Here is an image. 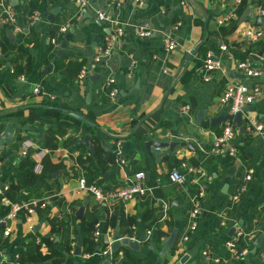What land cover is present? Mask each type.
Returning <instances> with one entry per match:
<instances>
[{"label":"crops","instance_id":"crops-1","mask_svg":"<svg viewBox=\"0 0 264 264\" xmlns=\"http://www.w3.org/2000/svg\"><path fill=\"white\" fill-rule=\"evenodd\" d=\"M85 1L81 5L78 0H7L20 30L13 31L18 52L3 53L0 46V137L9 123L14 128L12 141L0 149V218L19 198L45 206L33 214L20 213L12 222V237L5 240L0 223V264L53 251L62 255L40 264H176L185 256V264H264V239L255 247L264 232V134H251L245 122L244 131L229 120L202 124L222 111L230 114L220 100L227 85L241 82L252 87L258 78L239 80L217 71L205 82L200 75L209 51L225 55L219 48L223 42L234 61L236 53L264 54V38L252 42L245 35L248 28H264L259 20L264 17V0H249L245 7L234 0ZM30 2L40 7L33 15L27 9ZM101 10L122 24L126 35L81 80L80 70L90 67L109 35L111 23L99 20ZM228 14L230 18L219 24ZM177 20L182 26L174 30ZM64 25L74 32L65 54L58 57L63 38L55 28ZM138 26L148 27L151 36L139 37ZM167 34L177 43L172 51L164 45ZM55 38L59 44L51 50ZM17 54L24 72L16 76L12 58ZM109 77L116 78L119 88L114 99L105 85ZM37 86L39 94L34 93ZM182 103L190 104L189 112H182ZM248 106L244 121L246 114L264 119V95ZM65 109L84 115L94 126ZM201 110L207 112L198 122ZM62 121L71 125L59 127ZM229 122L237 130L235 158L216 156L211 150ZM158 142L166 145L157 146ZM100 156H113L114 163L100 162ZM174 167L187 176L185 184L170 180ZM89 168L102 172V186L109 189L130 184L136 172L144 171L148 191L118 205L101 203L80 188ZM250 169L252 179L246 181ZM200 189L202 212L194 217L193 200ZM86 222L93 224L92 232L84 228ZM97 223L100 234L95 240ZM192 223L197 224L195 230ZM174 229V247L161 255ZM116 237H140V251L124 245L112 251ZM232 239L238 248L248 249L240 259L227 249ZM152 240L156 250L150 248ZM90 241L96 245L92 252ZM108 246L110 257L103 255Z\"/></svg>","mask_w":264,"mask_h":264},{"label":"built area","instance_id":"built-area-1","mask_svg":"<svg viewBox=\"0 0 264 264\" xmlns=\"http://www.w3.org/2000/svg\"><path fill=\"white\" fill-rule=\"evenodd\" d=\"M1 8H0V23L12 29L13 31H19L20 27L17 23V17L14 13L12 7L8 4L7 0H0ZM243 0H234L236 5L242 3ZM81 5L86 3L85 0H78ZM264 12V10H262ZM231 14L223 16L219 19V24H223L226 20L230 18ZM36 18V16H35ZM98 18L101 21H106L111 23V27L109 30V35L99 49L89 68H83L79 72V78L81 80H85L89 77L90 73L94 71L97 66L100 64L103 58L110 56L115 48L116 43L126 35V30L122 24L117 21L112 20L111 16L108 15L105 11H98ZM182 26V21L177 20L173 29L178 30ZM69 31V26L64 25L60 28L59 36L62 39L63 35ZM135 33L139 37H149L152 34V31L145 26H138L135 28ZM246 37L251 39L252 42H258L264 38V28L263 27H251L246 30ZM54 45L58 46L59 42L55 38ZM164 45L167 51H172L177 47V43L174 39L167 34L164 37ZM220 51L224 56H216L212 51H209L203 60V65L200 68V75L205 82L211 80L213 74L217 71H221L223 73L228 72L227 61H232V67L234 70L240 72L243 76L258 78V81L253 84L252 87H248L246 84L241 82L230 83L225 87L221 94V103L228 106V110L230 114L235 115L238 112L242 111L245 106L250 105L254 102L258 97L264 95V83L259 81L261 75L263 74V64H264V54L258 53L256 50H251L250 52H246V57L244 59H236L233 60L234 57L230 53L229 46L227 43L223 42L219 46ZM261 80V79H260ZM105 85L109 91V97L114 99L119 94V88L117 85V80L114 77H109L105 81ZM35 94L41 93V88L37 86L34 89ZM53 98V97H52ZM180 109L182 112H189L191 106L189 103H182L180 105ZM245 124L247 130L251 134H264V119H260L257 117H253L249 114L245 115ZM237 135L236 127L232 123H227L220 134H218L212 144V153L216 156H224L229 158L237 157L239 153V148L235 142ZM27 153L26 150H23V154ZM123 162V160H122ZM1 167V165H0ZM199 173H201V177H206V174L199 169ZM253 170H249L248 174L245 176L246 181H250L252 179ZM135 180L130 184L125 186H120L113 189H105L100 184L91 183L89 184L87 178L82 177L80 179V188L85 190L86 192L92 194L98 201L101 203H106L108 205H118L134 198L144 195L147 193L148 188L144 184L145 172L139 171L134 174ZM199 177L197 181L201 179ZM169 178L173 183L183 185L187 182L188 178L186 175L182 174V171L174 167L172 168ZM7 190V188H5ZM0 192L2 190L0 189ZM204 196V191L199 190L196 197L194 198V206L192 210V216L197 217L202 212V206L200 200ZM233 199L237 200L238 195H235ZM45 203H40L36 200L32 201H15L10 203V209L6 213V215L0 218V223L3 225V238L4 240L12 237L13 235V226L12 222L18 218L20 213L26 211L28 214H33L39 207H44ZM100 224H96L95 230V240H98L100 231ZM197 227L196 223H192L191 230H195ZM238 235H242L241 230L238 231ZM187 237H185L186 239ZM228 251L231 253V256L235 259L242 258L245 254L248 253V249H240L237 246V240L232 239L229 240L226 244ZM206 254V252H205ZM103 255L110 257L112 255L110 246L103 250ZM9 264H19V256H16L14 260H12Z\"/></svg>","mask_w":264,"mask_h":264},{"label":"water","instance_id":"water-1","mask_svg":"<svg viewBox=\"0 0 264 264\" xmlns=\"http://www.w3.org/2000/svg\"><path fill=\"white\" fill-rule=\"evenodd\" d=\"M43 16H47V14L44 13ZM259 20H260V22L262 24H264V17L259 18ZM0 26H3V25L0 23ZM6 32H7V36L10 39L11 43L14 44L15 40H16V36H15L13 30L10 29V28H7ZM73 32L74 31L71 30V31H69V32H67L66 34L63 35V43L60 46V49L56 52V55L58 57H61L63 54H65L68 42L70 41L71 34ZM196 51H197V49L193 50L191 52V54H194ZM188 55L190 56V54H188ZM228 74H229L230 77L236 78V79H239V80H241L243 78V75L240 72H238V71L233 69L231 60H229ZM261 78L264 79V72L261 75ZM90 81H94V77H91ZM248 110H249V106H245L242 111L238 112L235 115L228 114L225 111H222L217 117H212V118H210L209 120H207L205 122L204 121L202 122V119L204 117V113H206L207 110H201L198 113V117L197 118H198V122H202L203 125H207V124H210V125H221L222 122H224V121H227V120L233 121L237 126L240 127L241 131H244L245 128H244V125H243V122H244L243 112H246ZM65 112H68L71 116H73L75 118H78L80 120H84L90 126H94L82 114H79V113H76V112H69L66 109H65ZM13 136H14V128L12 126V123H9L7 125V128L5 129V131L3 132V134L0 137V149L5 144H9L12 141ZM87 140H88V137L85 139L86 143H87ZM156 145L157 146H164L166 144H162V143L158 142ZM170 146L172 147V144H170ZM82 210L83 209L81 208V211ZM176 237H177V231H176V229H174L172 231V233L170 234L169 238L164 242V247L160 251L161 255H165L167 252H169L174 247V243H175ZM263 239H264V232L261 233L260 236L258 237V239L256 240V242H255V247L256 248L260 247L262 245ZM152 243L153 244H151L150 248L152 250H156V246L154 244L155 241L152 240ZM122 245H124V246H126V247H128V248H130L132 250L140 251L141 238L140 237H134L133 239H129V238L119 239L118 237H116V241H115L114 245L112 246V251H117ZM80 246H81V240H80V237H78V248H77V251H76L77 255L80 254ZM187 259H188L187 256H185V257L181 258L179 260V262H177L176 264H185ZM104 264H109V262L106 261Z\"/></svg>","mask_w":264,"mask_h":264},{"label":"trees","instance_id":"trees-1","mask_svg":"<svg viewBox=\"0 0 264 264\" xmlns=\"http://www.w3.org/2000/svg\"><path fill=\"white\" fill-rule=\"evenodd\" d=\"M248 1L249 0H243L242 1L243 2L242 5H244V7H245V5H247V2ZM261 2H262V0H261ZM244 7H241L240 11H243V8ZM27 9H28L29 15H33V13L35 12V10L36 9H40V7H39L38 4L36 5L34 2H30L29 5H28V7H27ZM60 28L61 27L57 26L55 28V32L58 33L60 31ZM6 29H7V27H5V26L0 27V46H2L1 47L2 49L1 50H2L3 53L9 51L10 53H13L14 54L17 51L16 50L17 46H16V44H10V42L8 40V36H7ZM1 39H2V41H1ZM54 47H55V45L52 44L51 47H50V49L53 50ZM19 51H21V50H19ZM235 56L237 58H240V59H244L246 57L245 54H237V53L235 54ZM21 59H22L21 54H17V55H15L12 58V62H13V65H14V75H16V76L17 75H20L21 73L24 72L22 66L20 65V60ZM0 65H3V61H1V59H0ZM202 65H203V63H201L200 66H202ZM70 125H71V123L70 122H67V121H62V122H59L58 123V126L59 127H62V126H70ZM62 133H64V131ZM99 161L100 162H103L105 164H107V163H114V157L111 156L109 158H106V157L101 158V156H100L99 157ZM84 162H86V160L81 157L80 158V163L83 164ZM92 166H93V161H90V167H92ZM103 178H104V176H103L102 172H100V170H98L97 168L96 169H93V168L90 169L89 168V176L87 177V181H88L89 184L96 183V184H100L102 186L103 181H104ZM103 188L109 190V188H107V187H103ZM14 190H15V187H14ZM18 200H20V198ZM3 211H4L3 213H5V214L8 212V210H3ZM84 228H87V230H89L90 232H92V230L94 229L93 224L92 223H87V222L84 223ZM95 246L96 245L94 244V242L93 241H90V247H89L88 251L89 252H92L95 249ZM54 255H59L60 256L62 254L59 253V252H57V251H53L50 254L38 253L37 255H33V256H29V257H25V255H22L19 258V264H30L31 262H35V263H39L40 264V263L45 262L48 259L52 258ZM137 261L138 260H135V262H137ZM131 262H132V259L130 260V263ZM56 264H57V262H56Z\"/></svg>","mask_w":264,"mask_h":264}]
</instances>
